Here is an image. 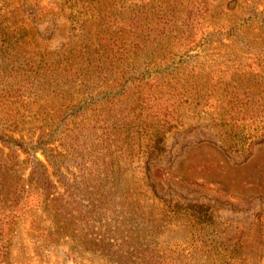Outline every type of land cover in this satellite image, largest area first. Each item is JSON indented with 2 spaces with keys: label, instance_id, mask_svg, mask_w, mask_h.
Returning a JSON list of instances; mask_svg holds the SVG:
<instances>
[{
  "label": "rangeland",
  "instance_id": "rangeland-1",
  "mask_svg": "<svg viewBox=\"0 0 264 264\" xmlns=\"http://www.w3.org/2000/svg\"><path fill=\"white\" fill-rule=\"evenodd\" d=\"M244 1L0 0V264H118L90 240L99 230L87 234V202L67 198L62 180L78 182V167L95 153L126 158L95 226L135 231L123 205L139 187L150 209L137 157L156 130L163 150L148 164L155 193L209 205L217 225L203 235L245 254L242 264H264V142L244 159L225 150L215 112L235 100L213 78L248 65L255 72L253 62L264 61L252 47L264 0ZM246 86L264 99V81ZM59 196L80 201L66 218L52 205ZM152 212L145 218L154 222ZM178 259L194 262L184 251Z\"/></svg>",
  "mask_w": 264,
  "mask_h": 264
},
{
  "label": "trees",
  "instance_id": "trees-1",
  "mask_svg": "<svg viewBox=\"0 0 264 264\" xmlns=\"http://www.w3.org/2000/svg\"><path fill=\"white\" fill-rule=\"evenodd\" d=\"M206 11L208 10L203 6L200 14L206 13ZM202 17L204 16L202 15ZM258 27L261 30L257 34L260 45L252 47L257 48L260 53H264V20ZM253 64L257 66L255 72H252L248 65L249 70L243 71V74L234 76L237 73L231 75L227 72L213 78L214 82L219 81L224 85V89L222 88L220 92L222 95L226 92L230 93L225 87L231 86L233 91L230 99L235 100L227 106L215 108L216 114L220 115L216 125L221 130V135L226 134L225 136H227L225 138L222 135L224 140H221L223 141L221 145L227 151L232 150L244 154L243 159L248 156L247 148L264 142V99L262 98L260 102L261 98L258 93L246 86L247 82L264 81V61L259 60ZM201 79L207 82L209 78L206 76ZM244 99H251V104L243 102ZM255 101L259 102L254 103ZM160 133L159 130H156L150 138L145 155L137 157V160H144H142V165L139 164L142 166V170L139 172L142 177L139 178L147 188L142 190L150 192L152 196L151 203L148 204L150 209L147 215L144 213L137 195L139 194L138 190L141 189L139 187L133 188L132 194L134 195L123 205V208L127 207L128 210L130 208L135 216V225L137 226L135 231L126 230L120 235L118 230L107 228L105 221L98 223L97 227L95 226L100 220L96 216H99L100 213L104 214V210H108L107 206L111 207L110 199L114 195L112 192L116 190L118 181L122 179V167L126 158L118 161V156L109 154L108 158H105L104 155L100 157L99 153H95L96 160L91 161L86 167H78L80 170L77 175L78 182L62 180L67 198L74 199V196L79 194L87 202V209L81 210L85 214L87 234L92 235L94 229L99 230V238H90V240L102 246L105 252L116 256L115 261H120L118 264H178V256L183 251L185 256L194 261L191 264H197V259L200 261L199 264H206V262L207 264H242L246 258L245 254H235L234 250L218 249L215 238L203 235L204 227L217 225L209 205L159 197L155 193L153 183L149 179L148 164L150 158L163 150V137ZM102 134L100 136L106 140L108 135L104 129ZM20 147L21 144H18L13 148V151H16V148L23 149ZM38 165L41 168L39 173L42 175L45 171L43 164L38 161ZM101 197L104 200H100ZM63 201L65 199H62L61 196L56 200L53 198L52 205H55L56 212L62 208V214L66 218L71 215L66 210L70 212L72 209L75 210L80 201ZM99 208L100 212L97 210ZM153 209L158 211L157 219L154 222L145 218L146 216L154 217ZM68 222L71 221L68 220ZM177 230H182V232ZM169 231L176 232L177 235L171 242L165 235V232ZM174 248L178 250H172ZM105 260L108 261L109 258H105Z\"/></svg>",
  "mask_w": 264,
  "mask_h": 264
}]
</instances>
